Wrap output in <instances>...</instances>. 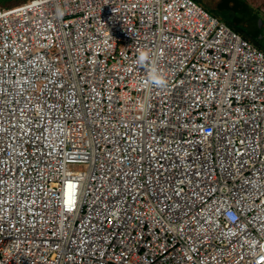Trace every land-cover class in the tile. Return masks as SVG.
Listing matches in <instances>:
<instances>
[{
	"label": "built area",
	"instance_id": "obj_1",
	"mask_svg": "<svg viewBox=\"0 0 264 264\" xmlns=\"http://www.w3.org/2000/svg\"><path fill=\"white\" fill-rule=\"evenodd\" d=\"M0 264H264V51L196 0L0 7Z\"/></svg>",
	"mask_w": 264,
	"mask_h": 264
},
{
	"label": "rangeland",
	"instance_id": "obj_2",
	"mask_svg": "<svg viewBox=\"0 0 264 264\" xmlns=\"http://www.w3.org/2000/svg\"><path fill=\"white\" fill-rule=\"evenodd\" d=\"M199 1L201 2V5L204 8L216 13L217 15L214 14V16L225 21L229 26H231L230 24H233L237 26L239 25L240 28H242V27H247L249 24L252 25V23L255 22L254 14L257 18H260V20L263 19L264 21V0H239V1L238 0H199ZM248 4L253 9H244L245 5ZM252 14L254 19L252 17H249ZM237 18H239L240 21L237 22ZM241 21L245 23L242 25ZM257 24L258 27L260 28V23L258 22ZM254 28L256 27L254 26L253 29ZM262 30H264V27L262 28ZM255 40L262 46L264 51V31L260 36L256 37Z\"/></svg>",
	"mask_w": 264,
	"mask_h": 264
},
{
	"label": "clouds",
	"instance_id": "obj_3",
	"mask_svg": "<svg viewBox=\"0 0 264 264\" xmlns=\"http://www.w3.org/2000/svg\"><path fill=\"white\" fill-rule=\"evenodd\" d=\"M57 17H62L64 11L59 6L56 9ZM136 64L147 68V76L144 87L147 89H164L167 87V77L160 70L157 62L153 59L148 51H139L135 61Z\"/></svg>",
	"mask_w": 264,
	"mask_h": 264
},
{
	"label": "trees",
	"instance_id": "obj_4",
	"mask_svg": "<svg viewBox=\"0 0 264 264\" xmlns=\"http://www.w3.org/2000/svg\"><path fill=\"white\" fill-rule=\"evenodd\" d=\"M28 0H0V7L1 8H4V9H8V8H12V7H15V6H18V5H21V4H24L26 3ZM198 3L201 4V2L199 0H196ZM239 1V0H238ZM13 4V5H12ZM244 9H253L252 7L248 5H245ZM213 15L216 14L212 11H210ZM217 15V14H216ZM249 17H252L253 18V14L250 15ZM254 17H255V22L252 23V25H248L247 27H242L240 28V26L238 25H233V24H230L234 30H236L237 32L241 33L245 39L249 40L252 44H254L255 46H257L258 48L262 49V46L255 40L256 37L260 36L263 32L262 28L258 27V22L260 23L261 25V20L260 18H257L254 14ZM254 19V18H253ZM260 20V21H259ZM240 21L239 18H237V22ZM242 22V21H241ZM240 23V22H239ZM237 23V24H239ZM245 22H242V25L244 24ZM256 27L253 29V27ZM247 29V30H246Z\"/></svg>",
	"mask_w": 264,
	"mask_h": 264
},
{
	"label": "crops",
	"instance_id": "obj_5",
	"mask_svg": "<svg viewBox=\"0 0 264 264\" xmlns=\"http://www.w3.org/2000/svg\"><path fill=\"white\" fill-rule=\"evenodd\" d=\"M250 6V5H249ZM251 7V6H250ZM261 21H262V23H261V25H260V27L261 28H263L264 27V21H263V19H261ZM264 31V30H263Z\"/></svg>",
	"mask_w": 264,
	"mask_h": 264
}]
</instances>
